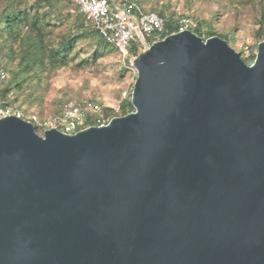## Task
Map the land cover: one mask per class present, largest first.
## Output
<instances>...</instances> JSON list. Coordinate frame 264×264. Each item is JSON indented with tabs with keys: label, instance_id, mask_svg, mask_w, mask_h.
Listing matches in <instances>:
<instances>
[{
	"label": "water",
	"instance_id": "water-1",
	"mask_svg": "<svg viewBox=\"0 0 264 264\" xmlns=\"http://www.w3.org/2000/svg\"><path fill=\"white\" fill-rule=\"evenodd\" d=\"M134 111L0 120V264H264V41L191 31L134 61Z\"/></svg>",
	"mask_w": 264,
	"mask_h": 264
},
{
	"label": "rangeland",
	"instance_id": "rangeland-1",
	"mask_svg": "<svg viewBox=\"0 0 264 264\" xmlns=\"http://www.w3.org/2000/svg\"><path fill=\"white\" fill-rule=\"evenodd\" d=\"M57 35L67 32L76 17V8L67 0H53ZM147 11L166 10L175 19L190 17L196 23H211L216 33L228 35L229 45L245 59L252 51L257 53L260 41L256 38L260 13L264 0H141ZM207 30V26L203 28ZM91 41H81L77 47L79 56L69 66L40 74L26 85L23 93L13 94L22 105L20 110L27 114L37 113L42 118L60 112L69 102L97 101L118 112L125 93L132 94L137 71L131 61L138 56L131 53L126 60L118 52H102L94 59ZM248 48V50H245ZM247 51V53H246ZM242 58V56H241ZM243 59V58H242Z\"/></svg>",
	"mask_w": 264,
	"mask_h": 264
},
{
	"label": "trees",
	"instance_id": "trees-1",
	"mask_svg": "<svg viewBox=\"0 0 264 264\" xmlns=\"http://www.w3.org/2000/svg\"><path fill=\"white\" fill-rule=\"evenodd\" d=\"M67 1L76 8V17L67 32L57 35L58 25L54 21H63L55 15L53 0H0V65L9 74L1 96L7 105L20 110L25 103L19 102L16 95L23 93L26 85L40 74L69 66L79 56L77 47L81 41H91L90 46L95 49V60L102 52H118L114 45L100 35L91 21L80 13L78 7ZM144 10L147 11L145 7ZM154 12L166 20L164 37L179 31L178 19L169 16L166 10ZM258 25L256 38L264 41V10L260 13ZM204 26H207L206 31ZM194 33L204 40L214 36H219L228 43L230 40L228 35L216 33L211 23L204 21H197ZM149 43L152 44L153 41L149 40ZM131 52L138 56L140 50L134 46ZM241 56L245 63L251 65L256 53L253 50L249 59H245L243 53ZM14 93L15 97L12 96ZM130 97L122 100L118 112L104 107L105 115L113 113L119 117L133 112ZM35 130L39 133L37 128Z\"/></svg>",
	"mask_w": 264,
	"mask_h": 264
},
{
	"label": "built area",
	"instance_id": "built-area-1",
	"mask_svg": "<svg viewBox=\"0 0 264 264\" xmlns=\"http://www.w3.org/2000/svg\"><path fill=\"white\" fill-rule=\"evenodd\" d=\"M69 1L76 5L80 13L91 21L107 42L114 45L123 60H126L132 53L134 46L139 50H145L151 45L149 40L155 43L166 38L164 37L166 20L156 12L145 11L140 0ZM178 27V32L191 31L194 33L197 23L190 17L183 16L178 19ZM134 61H131V66L135 69ZM8 79V72L0 65V120L17 116L32 123L40 135L49 129L73 135L93 126H106L116 117L113 113L105 115L104 106L97 101L90 100L81 103H66L59 113L46 118H41L36 114H25L7 105L2 99L1 91ZM131 95L125 93L123 100Z\"/></svg>",
	"mask_w": 264,
	"mask_h": 264
}]
</instances>
